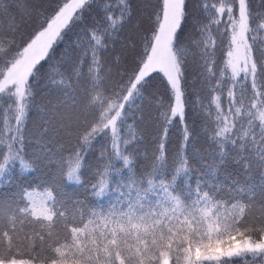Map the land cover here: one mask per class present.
Listing matches in <instances>:
<instances>
[{"label":"snow or ice","instance_id":"1","mask_svg":"<svg viewBox=\"0 0 264 264\" xmlns=\"http://www.w3.org/2000/svg\"><path fill=\"white\" fill-rule=\"evenodd\" d=\"M0 264H264V0H0Z\"/></svg>","mask_w":264,"mask_h":264},{"label":"trees","instance_id":"2","mask_svg":"<svg viewBox=\"0 0 264 264\" xmlns=\"http://www.w3.org/2000/svg\"><path fill=\"white\" fill-rule=\"evenodd\" d=\"M74 32L77 31L76 29L73 30ZM75 39V35L74 34H70L66 43L67 44H71L72 40ZM42 119H44L43 117V113L42 111H38V110H33V113H32V121L29 125V128L33 134V136H36L39 132V125L42 121ZM42 177L39 175V174H36L35 177H29L27 179V181H25V183H39L40 179Z\"/></svg>","mask_w":264,"mask_h":264}]
</instances>
